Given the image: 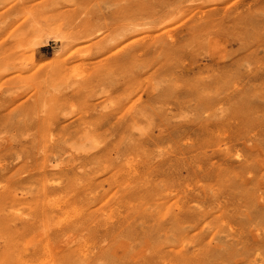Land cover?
<instances>
[{"label": "bare ground", "instance_id": "bare-ground-1", "mask_svg": "<svg viewBox=\"0 0 264 264\" xmlns=\"http://www.w3.org/2000/svg\"><path fill=\"white\" fill-rule=\"evenodd\" d=\"M4 1L0 39L24 15H41ZM118 7L120 21L103 27L58 18L63 51L103 36L69 56L79 72L62 64L41 81L0 84V112L32 92L0 117V264H264V0ZM35 28L0 43V82L23 66L16 50ZM46 93L53 106L41 111ZM113 112H123L118 122L104 121ZM70 115L80 125L51 123ZM235 126L245 130L243 156L228 145Z\"/></svg>", "mask_w": 264, "mask_h": 264}, {"label": "rangeland", "instance_id": "rangeland-1", "mask_svg": "<svg viewBox=\"0 0 264 264\" xmlns=\"http://www.w3.org/2000/svg\"><path fill=\"white\" fill-rule=\"evenodd\" d=\"M2 1L4 0H0V14L4 13L8 8H4L3 5V3L6 4L7 1ZM26 2L27 0H20L19 4H23V6H21L20 8H32V6L38 5L37 8L32 9V11L39 10L41 11V15H36L35 13L24 15V18H21L15 22L8 34L10 35L11 31H14V33L8 38L1 37L0 43L5 42L6 39H8V41L10 42L17 37L22 36L23 34L25 36L28 32H33L36 29L35 27L37 26V24L39 25V27H41V33L35 36L30 42H28L29 44L27 46L24 45L23 47L16 50V56L18 58H21L20 61L23 63V66L16 65L14 67L15 70L11 71L7 76H5L0 84L5 81L24 83V81H30L31 78H38V80L41 81L45 79L52 71L59 67H62V64H64L63 67L67 68L68 70L77 69L76 67L79 66L81 62L74 60L76 56H74L72 59H69V56L75 51L80 53H82V51H86L89 46L97 44V42H99L103 37L98 36L95 39L86 42L78 41L76 43H73L69 49L63 51L66 48L63 46L64 43L62 42V37L66 35L68 31L64 30L66 28L60 23V20L58 19L60 16L66 19L73 18V22L74 20L82 21V23L86 21L93 22L94 24H96V26L100 25L102 27L106 24L113 25L115 21H120L118 12L119 0H31L30 4H26ZM54 8H58V10L51 13V9L53 10ZM14 44L11 43V45ZM120 48L121 47H119V49ZM111 54L112 53H110L109 55ZM105 57L106 56H104L103 58H98L96 61L98 62L104 60ZM86 64H89V62L85 63L83 67H85ZM78 72L72 74L77 75ZM120 80V77L115 74L111 78V83L108 84L109 86H107V88L105 89V93L111 92L110 98L112 99H115L117 96H119L118 93H120L121 88L117 91L115 89V84H120ZM100 93L101 92H99L92 99V104L96 106L98 105L99 110H101V105H104L105 100H107L105 97H100ZM2 96L3 93L2 91H0V98ZM31 97L32 92H24L23 89L19 95L14 96V98H16V101L12 106L0 112V117H10L14 112L21 108L22 105L30 104L32 102ZM47 101H52L48 93L44 94V98L40 102L43 105L41 111L47 110V108H51L53 106V104H51L52 106L50 107ZM76 107L77 105H74L72 109L67 110V113H64V115H69L71 112H73L72 110H76ZM122 114L123 112L121 114H115L114 112L108 113L104 121L108 120L109 122L107 123L114 124L115 121L122 116ZM72 116L73 115L67 116L68 118H66L65 121L58 119L54 122L51 121V123L69 127L80 125V122L77 120L76 115L73 117ZM104 121L101 120L98 123L103 124L102 126H100V129H102L104 125H106ZM39 123H49V121L47 119H42L41 121H39ZM241 129L242 128H237L236 126L231 129L228 138V145L230 146L231 150L234 151V153L243 156V145L247 138L245 137V139H243L245 130L242 131ZM195 132L196 131L194 129L190 130V134L192 136L196 134ZM5 134V132H0V139L7 138L5 137ZM13 134L9 133L8 137H13ZM237 136H240L241 138L237 140ZM206 156L211 157L213 161L218 165L222 163L220 155H212L210 150L206 151ZM181 178L184 184L189 185L191 191L194 190L195 197L200 198L202 195V185L198 184L196 187H194V185L191 183L188 173L184 170L181 171ZM249 179H251L250 176L247 177V181Z\"/></svg>", "mask_w": 264, "mask_h": 264}]
</instances>
